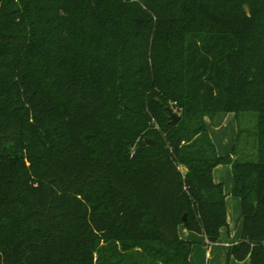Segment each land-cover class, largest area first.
<instances>
[{
  "label": "trees",
  "instance_id": "1",
  "mask_svg": "<svg viewBox=\"0 0 264 264\" xmlns=\"http://www.w3.org/2000/svg\"><path fill=\"white\" fill-rule=\"evenodd\" d=\"M229 112L219 155L206 118ZM219 164L226 264H264V0H0V264H191L178 226L212 243L227 223Z\"/></svg>",
  "mask_w": 264,
  "mask_h": 264
},
{
  "label": "crops",
  "instance_id": "2",
  "mask_svg": "<svg viewBox=\"0 0 264 264\" xmlns=\"http://www.w3.org/2000/svg\"><path fill=\"white\" fill-rule=\"evenodd\" d=\"M207 129L217 153L219 155L229 154L236 141V114L233 112L225 114L218 125L208 121ZM212 177L216 183L223 185L227 223L220 228L218 239L212 243H207V238L204 234L190 231L183 224L178 226L179 237L192 242L189 256L191 264H221L226 259L228 247L240 240L242 226L240 199L232 193L234 180L231 166L229 164L216 165L212 170ZM229 264H249V259L238 261L230 258Z\"/></svg>",
  "mask_w": 264,
  "mask_h": 264
},
{
  "label": "rangeland",
  "instance_id": "3",
  "mask_svg": "<svg viewBox=\"0 0 264 264\" xmlns=\"http://www.w3.org/2000/svg\"><path fill=\"white\" fill-rule=\"evenodd\" d=\"M239 126H240V135L237 141V154L240 155L243 150L249 151L252 155L253 153V144H254V133L256 128V113L254 112H241L239 114ZM208 122V118H206ZM242 157V156H241ZM245 159V158H244ZM249 160H255V155L250 156ZM235 223V220H234ZM221 264H226V259L222 261ZM229 264V261H228Z\"/></svg>",
  "mask_w": 264,
  "mask_h": 264
},
{
  "label": "water",
  "instance_id": "4",
  "mask_svg": "<svg viewBox=\"0 0 264 264\" xmlns=\"http://www.w3.org/2000/svg\"><path fill=\"white\" fill-rule=\"evenodd\" d=\"M167 112H168V118H169V122L172 124V125H175L179 119H180V115L178 113H176L174 110H172L171 107H167L166 108ZM148 142H151V140H148ZM187 172V170L184 168L182 170V173L185 174ZM185 216H183V219H184Z\"/></svg>",
  "mask_w": 264,
  "mask_h": 264
}]
</instances>
